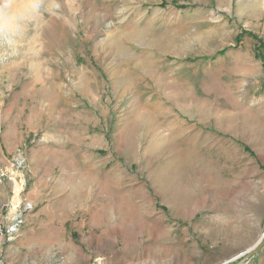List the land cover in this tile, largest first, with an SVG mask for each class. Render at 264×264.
Here are the masks:
<instances>
[{"label": "rangeland", "instance_id": "rangeland-1", "mask_svg": "<svg viewBox=\"0 0 264 264\" xmlns=\"http://www.w3.org/2000/svg\"><path fill=\"white\" fill-rule=\"evenodd\" d=\"M0 225V264L239 261L264 0H0Z\"/></svg>", "mask_w": 264, "mask_h": 264}, {"label": "water", "instance_id": "water-1", "mask_svg": "<svg viewBox=\"0 0 264 264\" xmlns=\"http://www.w3.org/2000/svg\"><path fill=\"white\" fill-rule=\"evenodd\" d=\"M263 246H264V234L252 247H250L248 250L242 253V258L234 264H243L248 258L256 255Z\"/></svg>", "mask_w": 264, "mask_h": 264}, {"label": "crops", "instance_id": "crops-1", "mask_svg": "<svg viewBox=\"0 0 264 264\" xmlns=\"http://www.w3.org/2000/svg\"><path fill=\"white\" fill-rule=\"evenodd\" d=\"M257 262L258 264H264V246L260 250Z\"/></svg>", "mask_w": 264, "mask_h": 264}, {"label": "built area", "instance_id": "built-area-1", "mask_svg": "<svg viewBox=\"0 0 264 264\" xmlns=\"http://www.w3.org/2000/svg\"><path fill=\"white\" fill-rule=\"evenodd\" d=\"M2 234H3V229H2V227L0 225V235H2Z\"/></svg>", "mask_w": 264, "mask_h": 264}]
</instances>
